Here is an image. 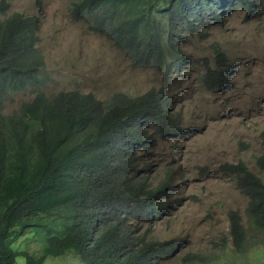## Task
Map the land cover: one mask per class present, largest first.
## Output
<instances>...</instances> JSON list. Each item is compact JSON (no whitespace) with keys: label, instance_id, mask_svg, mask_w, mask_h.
Masks as SVG:
<instances>
[{"label":"trees","instance_id":"trees-1","mask_svg":"<svg viewBox=\"0 0 264 264\" xmlns=\"http://www.w3.org/2000/svg\"><path fill=\"white\" fill-rule=\"evenodd\" d=\"M232 0H71L74 21H84L138 66L168 72L180 55L176 35L218 16ZM250 13L256 0H240ZM0 0V264H42L66 256L73 264H154L175 246L138 232L143 221L165 209L161 198L174 170L151 180L148 165L135 150L149 140L142 126L151 122L162 134L178 130L166 114L161 88L130 96L116 93L100 100L79 90L48 95L41 55L35 50L32 15H6ZM177 25L179 27H177ZM207 75L217 85L222 69ZM33 96L5 113L15 92ZM264 174V154L256 158ZM248 199L245 221L228 213L230 242L236 255L264 247V178L242 161L227 163ZM139 223V224H137ZM136 226V227H135ZM18 239L36 242L34 254L19 249ZM158 261V262H160ZM183 264H215L208 254L187 252ZM158 264V263H157Z\"/></svg>","mask_w":264,"mask_h":264},{"label":"rangeland","instance_id":"rangeland-1","mask_svg":"<svg viewBox=\"0 0 264 264\" xmlns=\"http://www.w3.org/2000/svg\"><path fill=\"white\" fill-rule=\"evenodd\" d=\"M6 1L7 16L19 12L34 18L38 40L33 47L42 57L41 90L48 95L79 90L105 101L116 93L135 96L152 88L166 94V114L178 130L162 134L147 122L142 130L149 140L135 150L151 180L174 170L172 186L161 198L166 208L138 230L149 231L153 240L176 242L172 254L154 264H183L179 258L187 252L208 254L215 264H264V247L233 252L228 213L245 221L248 199L222 170L242 161L264 178L256 165L264 154V0H256L250 13L240 4L224 5L194 30L182 27L176 35L180 55L162 73L131 63L86 22L72 20L71 0ZM209 68L223 70L217 85L207 78ZM32 96V89L15 92L5 101V113ZM17 242L33 254L37 249L36 242ZM23 262L19 256L15 264ZM42 264L73 263L62 256Z\"/></svg>","mask_w":264,"mask_h":264},{"label":"clouds","instance_id":"clouds-1","mask_svg":"<svg viewBox=\"0 0 264 264\" xmlns=\"http://www.w3.org/2000/svg\"><path fill=\"white\" fill-rule=\"evenodd\" d=\"M236 4H240V5H242L243 6V3H241L240 2V0H232V1H228V2H226L224 5H228L229 7L230 6H234V5H236ZM244 7V6H243ZM229 9V8H228ZM150 67V66H149ZM154 70V69H153ZM158 72V71H157ZM165 72H167V70H165ZM159 73H162V72H159ZM152 89H154V88H152ZM162 89V88H161ZM163 90V89H162ZM149 91V90H148ZM147 92V91H146ZM145 93V92H144ZM166 95V94H165ZM172 177H171V184H172ZM172 186V185H171ZM171 188V187H170Z\"/></svg>","mask_w":264,"mask_h":264}]
</instances>
